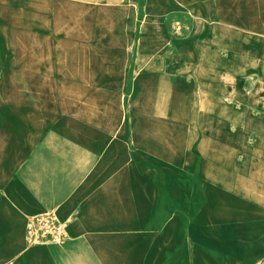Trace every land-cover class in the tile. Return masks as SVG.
Segmentation results:
<instances>
[{"label":"rangeland","instance_id":"obj_1","mask_svg":"<svg viewBox=\"0 0 264 264\" xmlns=\"http://www.w3.org/2000/svg\"><path fill=\"white\" fill-rule=\"evenodd\" d=\"M208 1L0 0V110L90 137L105 264H170L159 247L179 234L195 264L201 220L264 264V2ZM38 223L64 239L58 215Z\"/></svg>","mask_w":264,"mask_h":264},{"label":"crops","instance_id":"obj_2","mask_svg":"<svg viewBox=\"0 0 264 264\" xmlns=\"http://www.w3.org/2000/svg\"><path fill=\"white\" fill-rule=\"evenodd\" d=\"M32 116L36 115L23 105L0 110V264H105L110 227L106 204L96 201L93 142L80 134L71 117L40 124ZM47 213L58 215L66 224L61 242L41 236L38 219ZM204 221H190L187 229L197 251L195 264H223L213 250L219 246L243 264L260 259L250 258L239 239L226 235L222 227L213 230ZM163 232L167 239L177 234L169 226ZM181 238L179 234L167 247H159L161 261L169 257L170 264H190L175 253Z\"/></svg>","mask_w":264,"mask_h":264},{"label":"built area","instance_id":"obj_3","mask_svg":"<svg viewBox=\"0 0 264 264\" xmlns=\"http://www.w3.org/2000/svg\"><path fill=\"white\" fill-rule=\"evenodd\" d=\"M43 222H44V223H43L44 225H47V221H43Z\"/></svg>","mask_w":264,"mask_h":264},{"label":"bare ground","instance_id":"obj_4","mask_svg":"<svg viewBox=\"0 0 264 264\" xmlns=\"http://www.w3.org/2000/svg\"><path fill=\"white\" fill-rule=\"evenodd\" d=\"M65 233H66V230H65ZM64 237H65V234H64Z\"/></svg>","mask_w":264,"mask_h":264}]
</instances>
